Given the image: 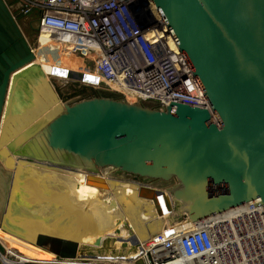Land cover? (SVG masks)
Instances as JSON below:
<instances>
[{"label":"water","instance_id":"obj_1","mask_svg":"<svg viewBox=\"0 0 264 264\" xmlns=\"http://www.w3.org/2000/svg\"><path fill=\"white\" fill-rule=\"evenodd\" d=\"M155 2L209 108L179 101L135 103L58 78L65 87L61 92L53 76L48 79L33 62L30 42L0 0V227L5 231L12 232L8 219L18 197L17 162L27 160L84 178L94 176L99 190H105L99 195L104 202L108 186L116 183L145 197L142 187L124 175L148 182L153 193L164 188L172 196V219L196 222L253 200L264 206V0ZM30 24L36 32L40 19ZM54 40L59 53L68 56L66 48L79 57L78 69L83 70L86 50ZM26 77L27 86L35 80L44 91L37 114L14 127V134L5 133L3 140L1 127ZM2 151L10 154L11 164L2 159ZM124 194L125 200H132L130 193ZM149 198L157 206V199ZM154 227L161 229L162 221ZM62 238L79 241L78 235ZM108 242L106 238L101 244ZM128 246L129 253L110 251L104 256L134 260L143 255L137 241ZM95 248L102 247L79 242V255L100 258L86 253ZM0 249L5 250L1 243Z\"/></svg>","mask_w":264,"mask_h":264},{"label":"built area","instance_id":"obj_2","mask_svg":"<svg viewBox=\"0 0 264 264\" xmlns=\"http://www.w3.org/2000/svg\"><path fill=\"white\" fill-rule=\"evenodd\" d=\"M23 1L28 10L35 9L39 14L38 37H52L86 50L84 71L71 81L135 103L167 105L179 101L210 107L203 87L155 0ZM128 180L141 187L150 185L133 178ZM257 202L253 200L234 208V214L222 212L196 222L189 218L172 219L171 213L160 214L163 227L152 243L145 246L143 255L134 260L81 257L76 243L40 233L34 244L49 251L50 258L23 260L4 247V251L0 249V261L2 264L8 261L14 264H264V206H256Z\"/></svg>","mask_w":264,"mask_h":264},{"label":"bare ground","instance_id":"obj_3","mask_svg":"<svg viewBox=\"0 0 264 264\" xmlns=\"http://www.w3.org/2000/svg\"><path fill=\"white\" fill-rule=\"evenodd\" d=\"M3 2L14 13V17L18 18L19 14H22L14 3L6 0ZM54 39L40 37L39 43L43 45L42 50L45 53L53 55L54 51L58 50L59 44ZM64 51L70 53L68 56L72 55L71 50L67 51L64 48ZM35 62L41 65L49 79L53 73L47 64V58H44L38 50ZM34 73V76H37V72ZM33 82L31 86H27V77L20 82L15 99L8 110L5 127H1L3 140L5 133L14 134V127L27 122L30 117L37 114L36 107L44 91L38 82L35 80ZM3 120L4 115L2 122ZM11 158L7 151H2V159L5 162L9 161L8 164H11ZM16 169L20 173L19 190H16L18 197L8 219V228L12 232L0 227V243L23 260L50 258L49 251L34 244L38 233L59 238L66 236L70 239L78 235L79 241H75L76 245L81 242L90 248L102 247L98 251L96 248L86 251L100 258H105L104 255L110 251H114L116 255L129 253L128 244L134 245L136 241L144 250L160 231V229L153 230L154 225L160 224L159 215L171 213L173 208L172 196L165 190L156 191L154 188L153 193L148 186H142L143 194L158 200L157 206L153 207V200L149 197H147L149 199L143 196L141 198L134 193L133 188L116 183L114 188L108 186L109 197L107 202L105 199L104 202L99 195L104 194L105 190H99L98 186L101 184L94 176L84 178L79 176L81 174H72L59 168L52 169L50 166H42L28 160L22 165L17 162ZM123 193H130L132 200H125ZM235 211V209L230 210L229 213L234 214ZM155 220L156 224L153 223ZM125 222L127 225L124 224ZM106 238L109 239V244L104 247L101 242L104 243ZM8 264L14 262L8 261Z\"/></svg>","mask_w":264,"mask_h":264},{"label":"rangeland","instance_id":"obj_4","mask_svg":"<svg viewBox=\"0 0 264 264\" xmlns=\"http://www.w3.org/2000/svg\"><path fill=\"white\" fill-rule=\"evenodd\" d=\"M11 1L19 8V11L22 12L23 14V19L22 18L18 19L15 17L19 27L24 32L25 36L30 42L36 54V57H37V50H38L43 54L44 58H47V61H48L47 64H49L51 72L53 74H58V76H53L51 78H52V82L55 85V87L58 88L62 92L63 90H65V87L63 86V83L60 82L58 78L65 79L68 81L69 84H73L74 82L71 81V79H76L77 75L83 73L84 71V69L83 70L78 69L79 61L81 62V60L79 59V57H76L73 54L70 56L62 55L61 53H59L58 50L54 51L55 53H53V55L47 52L45 53L42 50L43 45L39 43L40 37H38L36 32L31 29V24H30L33 18H36L39 16L38 12L35 9L28 10L27 4L23 0H11ZM33 62L36 63L35 59ZM85 78L89 80L93 79L92 77L89 78L87 76H85ZM115 176L121 177L122 175L117 173L115 174ZM122 178L129 179L131 178V176L124 175ZM142 183L148 184V182H142Z\"/></svg>","mask_w":264,"mask_h":264},{"label":"trees","instance_id":"obj_5","mask_svg":"<svg viewBox=\"0 0 264 264\" xmlns=\"http://www.w3.org/2000/svg\"><path fill=\"white\" fill-rule=\"evenodd\" d=\"M9 3H13L11 0H6ZM52 76H58V74H53Z\"/></svg>","mask_w":264,"mask_h":264},{"label":"flooded vegetation","instance_id":"obj_6","mask_svg":"<svg viewBox=\"0 0 264 264\" xmlns=\"http://www.w3.org/2000/svg\"><path fill=\"white\" fill-rule=\"evenodd\" d=\"M23 19V15L22 14H19V17H18V19Z\"/></svg>","mask_w":264,"mask_h":264}]
</instances>
